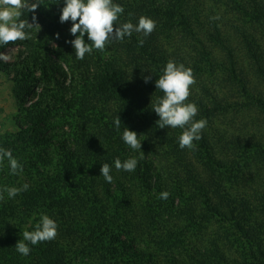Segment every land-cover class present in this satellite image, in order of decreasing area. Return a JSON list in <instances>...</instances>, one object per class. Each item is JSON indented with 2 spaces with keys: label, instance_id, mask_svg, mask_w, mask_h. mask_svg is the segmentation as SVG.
I'll list each match as a JSON object with an SVG mask.
<instances>
[{
  "label": "trees",
  "instance_id": "obj_1",
  "mask_svg": "<svg viewBox=\"0 0 264 264\" xmlns=\"http://www.w3.org/2000/svg\"><path fill=\"white\" fill-rule=\"evenodd\" d=\"M27 3L39 6L21 9L19 19L36 17L42 49L28 39L17 59L0 60L27 123L0 137L23 166L12 175L5 159L0 189L29 188L3 193L0 264H264V0H113L124 8L120 23L146 16L156 28L83 60L68 43L72 22H60L65 0ZM52 43L66 69L53 63ZM169 60L196 80L185 103L198 106L195 120L207 126L194 150L180 148L183 129L156 124L153 106L164 93L155 82ZM56 116L69 129L54 147L43 125ZM125 127L142 150L124 143ZM116 158L138 165L117 170ZM165 191L168 199L158 198ZM44 214L57 236L21 255L15 245Z\"/></svg>",
  "mask_w": 264,
  "mask_h": 264
},
{
  "label": "clouds",
  "instance_id": "obj_2",
  "mask_svg": "<svg viewBox=\"0 0 264 264\" xmlns=\"http://www.w3.org/2000/svg\"><path fill=\"white\" fill-rule=\"evenodd\" d=\"M39 4L29 5L26 0H0V46L9 43L23 41L30 38L26 29L39 26L36 17L33 22L22 20L21 9L34 12ZM124 13V8L113 0H65V6L60 15V22H72L70 32L75 39L68 41L75 49V56L83 60L85 54H91L93 49L101 52L105 51L106 45L113 41L122 42L126 36L131 37L133 32L142 33L143 37H148L156 28V22L146 16L139 18L138 24L132 22H119V16ZM131 15V14H129ZM219 19V17H213ZM118 25V26H117ZM85 35L88 41L85 42ZM59 38V34H57ZM144 39H140L139 46H143ZM9 57L0 53V60L7 61ZM145 83L151 81V76L144 77ZM196 83L193 70L186 68L185 65L169 60L163 69V75L156 80V88L164 93L153 106V111L159 119L156 124L163 129H183L179 136V146L181 149H195L194 141L202 139V132L207 126L206 119L195 120L198 114V106L195 103H185L190 95V86ZM116 130H120L121 119L118 117L114 121ZM122 139L126 145L133 150H142V143L138 139V133L128 128H124ZM7 159L12 175L23 172V166L13 157L11 150L0 148V165ZM138 165L137 158H129L121 162L119 158L115 160V168L128 172L135 171ZM104 179L111 183L113 176L110 175L111 167L104 163L100 169ZM29 185L23 184L22 187H5L0 189V201L4 200L3 193L6 192L9 198H15L21 192L27 191ZM167 191L160 193V199H168ZM58 234V224L48 215L44 214L40 222L36 224L34 231H24L23 240L15 245L18 253L28 256L31 252V245H38L41 242L51 241ZM27 242V243H26Z\"/></svg>",
  "mask_w": 264,
  "mask_h": 264
},
{
  "label": "rangeland",
  "instance_id": "obj_3",
  "mask_svg": "<svg viewBox=\"0 0 264 264\" xmlns=\"http://www.w3.org/2000/svg\"><path fill=\"white\" fill-rule=\"evenodd\" d=\"M29 22L32 23L33 20ZM38 29L39 26H34L32 29H28V32L30 34V38L28 39H34L31 41L35 44L36 47L41 46L37 41H35L37 40L36 34L39 31ZM28 39L21 41L19 44H11L0 53H4L9 57L7 61L15 60L18 57L17 54L21 50H25L26 43H29ZM49 48L50 50L48 51L52 56L53 63L56 66H63V68L66 69L65 63L59 57H57V54L54 52L56 45L52 43ZM40 49L42 48L40 47ZM38 76H40L39 73ZM13 88L14 81L7 73L0 70V137L10 135L12 132H17L27 124L24 121L23 116H21L18 112L17 101ZM40 89L41 87L39 86V84L36 85L31 94V98H34L36 93H38ZM30 101L31 100H28V102ZM43 127L45 129V135L49 139H51V146L54 147L57 145V141L58 139H60L62 134L69 129L68 125L64 124V121L59 116L51 118L43 125ZM50 153H52V151ZM136 248L141 249L142 244L136 243Z\"/></svg>",
  "mask_w": 264,
  "mask_h": 264
}]
</instances>
